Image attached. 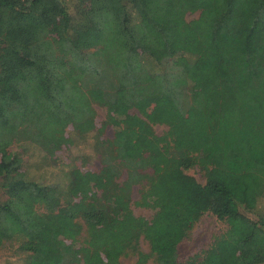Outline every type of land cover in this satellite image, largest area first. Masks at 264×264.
<instances>
[{
  "label": "trees",
  "instance_id": "1",
  "mask_svg": "<svg viewBox=\"0 0 264 264\" xmlns=\"http://www.w3.org/2000/svg\"><path fill=\"white\" fill-rule=\"evenodd\" d=\"M166 1L0 0V250L16 241L22 258L7 264H181L204 214L227 229L184 264L264 263V0ZM93 105L105 124L155 110L95 138L97 172H19L11 147L53 157L69 129L94 132ZM135 186L149 219L130 210Z\"/></svg>",
  "mask_w": 264,
  "mask_h": 264
},
{
  "label": "rangeland",
  "instance_id": "2",
  "mask_svg": "<svg viewBox=\"0 0 264 264\" xmlns=\"http://www.w3.org/2000/svg\"><path fill=\"white\" fill-rule=\"evenodd\" d=\"M160 6L166 7V0H154ZM164 8H162L163 10ZM166 13V12H164ZM192 16H186L183 22H188ZM176 34V39L182 45L189 39V33L180 26L174 25L171 27ZM95 110V130L93 133L83 136H78L69 129L68 134L72 138V143L69 147H63L62 151L56 152L53 157H46L41 151L32 145H25L23 148L18 146L11 147L10 151L17 154L22 160L20 173L28 176L30 179L39 181L40 179L47 180L58 179L62 171L73 166L79 169L82 173L97 172L101 168L100 160L96 151L92 148L95 138L100 140L112 139L115 132L123 126V121L126 116L131 120L138 122H146V115L151 110H155L154 106L144 112L137 110L127 111L124 115L118 114L114 118L112 124H105L107 119V111L98 105H93ZM153 131L157 135L164 133L167 128L163 125H152ZM54 168H53V167ZM186 174L194 177L199 183L204 184L203 173L199 168L194 167L186 171ZM142 186H135L132 190L130 200V210L136 217L149 219L152 215L150 209L146 207L147 202L141 199L140 189ZM5 200L3 192L0 193V202ZM259 210L264 211V202L259 204ZM227 226L225 223L218 221L216 217L211 214H204L189 231L187 237L177 247L178 261L181 264L186 263L190 259H201L203 252L209 248L215 238L219 237L225 232ZM140 250L148 253V244L141 240ZM17 242L11 241L3 245L0 250V264H7L11 261L17 262L21 256H18ZM122 264H136V258L131 254L121 259ZM18 263V262H17ZM147 264H152L149 261ZM264 264V263H263Z\"/></svg>",
  "mask_w": 264,
  "mask_h": 264
}]
</instances>
